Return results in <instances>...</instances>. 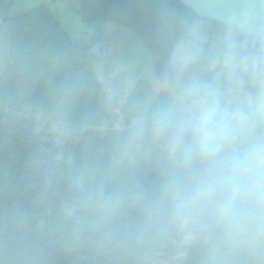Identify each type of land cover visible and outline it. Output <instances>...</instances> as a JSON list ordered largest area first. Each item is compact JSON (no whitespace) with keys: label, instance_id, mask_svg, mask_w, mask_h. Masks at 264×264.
Here are the masks:
<instances>
[{"label":"trees","instance_id":"1","mask_svg":"<svg viewBox=\"0 0 264 264\" xmlns=\"http://www.w3.org/2000/svg\"><path fill=\"white\" fill-rule=\"evenodd\" d=\"M77 13L134 31L162 82L240 75L243 100L264 94V37L202 17L181 0H82ZM9 21L0 75V264H217L214 256L264 264L225 238L227 221L246 234L264 228L257 180L264 167L238 171L264 127L243 142L220 127L234 85L211 121L183 114L158 143L137 133L133 146L125 114L137 89L120 105L100 82L101 38L72 40L46 6ZM120 106L136 162L105 135ZM210 200L227 209L224 226L208 211Z\"/></svg>","mask_w":264,"mask_h":264},{"label":"rangeland","instance_id":"2","mask_svg":"<svg viewBox=\"0 0 264 264\" xmlns=\"http://www.w3.org/2000/svg\"><path fill=\"white\" fill-rule=\"evenodd\" d=\"M81 2L82 0H0V75L5 71L9 59V19L46 6L72 40L101 38L96 52L103 58L97 63L96 73L100 82L108 86L119 98L120 105L127 103L128 96L137 89L125 114L132 119L136 133L131 137L133 146L140 137L137 133L144 138L142 141L145 144L158 143L164 131L176 124V119L183 114L197 115L211 121L222 105L223 92L228 85H234L231 94L233 103L223 116L222 120L225 122L221 123V129L243 142L252 132L264 127V94H254L243 100V77L235 75L207 83L162 82L158 79L146 46L134 31L109 19L87 23L77 13ZM115 112L119 116L115 117L113 127L106 129L105 135L114 138L121 156L136 162L134 148L126 143L125 131L128 128L124 125L125 117L120 114L121 106L116 108ZM120 161V156L115 155V166ZM240 163L242 165L238 167V171L241 173L264 167V133L246 145L241 153ZM257 180L264 183V170L260 172ZM258 188L264 200V184L258 185ZM207 209L220 224L226 221L225 207L210 200ZM225 226V238L231 246L248 252L260 261L264 260V228L261 230L262 234H246L239 224L227 221ZM212 260L223 264V259L217 256Z\"/></svg>","mask_w":264,"mask_h":264},{"label":"water","instance_id":"3","mask_svg":"<svg viewBox=\"0 0 264 264\" xmlns=\"http://www.w3.org/2000/svg\"><path fill=\"white\" fill-rule=\"evenodd\" d=\"M202 17L264 37V0H181Z\"/></svg>","mask_w":264,"mask_h":264}]
</instances>
